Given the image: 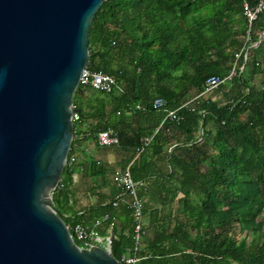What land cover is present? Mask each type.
<instances>
[{"label": "trees", "instance_id": "1", "mask_svg": "<svg viewBox=\"0 0 264 264\" xmlns=\"http://www.w3.org/2000/svg\"><path fill=\"white\" fill-rule=\"evenodd\" d=\"M247 25L243 0H103L94 15L88 67L114 75L123 87L106 93L80 85L73 96L80 115L74 130L86 127L93 137L111 127L121 142L125 124H136V137L120 144L130 154L122 167L130 164L144 203L137 264H264V35L251 46ZM262 31L264 11L251 24L252 43ZM245 45L240 72L243 56L234 57ZM233 67L231 80L210 90L218 89L223 100L184 105L191 91H206L209 77H224ZM257 75L262 87L252 84ZM156 97L182 119L152 108ZM75 136L51 194L53 206L68 225H90L108 214L98 232L111 228V255L119 259L134 245L132 209L112 205L117 189L95 161L91 176L105 191L96 193V203L77 206L73 175L79 165L69 163ZM160 162L166 173L158 172Z\"/></svg>", "mask_w": 264, "mask_h": 264}, {"label": "water", "instance_id": "2", "mask_svg": "<svg viewBox=\"0 0 264 264\" xmlns=\"http://www.w3.org/2000/svg\"><path fill=\"white\" fill-rule=\"evenodd\" d=\"M102 2L0 0V264H120L103 247L81 249L51 196Z\"/></svg>", "mask_w": 264, "mask_h": 264}, {"label": "built area", "instance_id": "3", "mask_svg": "<svg viewBox=\"0 0 264 264\" xmlns=\"http://www.w3.org/2000/svg\"><path fill=\"white\" fill-rule=\"evenodd\" d=\"M264 11V0H258L254 4H250L248 0H243V14L245 16L247 27H246V42H250L252 45V36H251V24L254 20L257 19L258 15ZM264 31H262L259 35L263 37ZM254 43V42H253ZM242 54L243 58L247 59L248 47L245 45L241 47V49L235 53L234 62ZM257 64V63H256ZM264 64V61H261V65ZM235 74L234 67L228 73V75L224 77L211 76L206 81V91L217 88L220 85L227 84L232 76ZM90 86L91 88L101 91V92H112L115 90H122V83L114 76L108 73H104L101 71L91 70L87 65L81 71L79 77V86ZM152 108L154 109H166L165 118L173 121H180L182 116L178 113V109H167L166 108V100L162 97H156L152 100ZM140 108V105H137ZM72 121H73V136L74 133L75 138L78 140L85 139L88 136L87 132L83 130H74V125L76 122L80 121V115L78 111L75 109L74 105H72ZM77 133V134H76ZM95 141L100 147H107L116 145L119 143L118 133L111 127H108L103 130H99L95 135ZM73 139V138H72ZM76 161V155L72 154L69 163H73ZM112 183L115 185L117 189V194L115 198L112 200V205L116 206L120 202H124L128 204V206L132 209L133 217L135 223L133 225V238L134 245L133 248L126 253H123L119 259L120 264H137L140 260L139 251L141 247V239L143 233L144 226V203L138 194V185L139 182L135 181L132 178V174L130 171V164H127L124 168H118L112 175ZM109 215L105 214L102 217L95 219L90 225L83 224H74L68 225L67 227L71 233L73 240H77L81 245H78L82 248H92L94 246H100L106 249L108 253L111 254V242H112V233L111 228L108 229V233L106 235H101L98 232L99 227L102 223L108 220Z\"/></svg>", "mask_w": 264, "mask_h": 264}, {"label": "crops", "instance_id": "4", "mask_svg": "<svg viewBox=\"0 0 264 264\" xmlns=\"http://www.w3.org/2000/svg\"><path fill=\"white\" fill-rule=\"evenodd\" d=\"M190 97L185 102V106H191L192 102L198 101L200 98H208V92L205 91L202 94L194 95V91H191ZM193 94V95H192ZM215 101H220V95H213L210 97ZM136 124L131 121L130 125L125 124V130L121 134V142L129 138L130 140L135 138ZM81 130L88 133L87 138L78 140L77 144L74 146V153L76 155V161L79 166H77L76 172L74 173V189H75V200L78 207H83L85 205L96 203V193L100 191H105V189L100 188L101 179L93 178L91 175V164L90 161H95L103 168L107 173V180L112 183V175L118 169L121 168L126 159L129 157L127 150L121 147V142L118 144L100 147L95 141V137H89V131L86 127H82ZM197 135H199V140H201L202 126L198 127ZM178 142L176 145H180ZM174 144V146H176ZM172 148V147H170ZM170 148H168L170 150ZM158 170L162 173L167 172V167L164 162H160L156 165ZM140 183V182H139ZM113 185V184H112ZM85 193V194H84ZM83 195V197H82ZM95 199L94 202L86 203L85 199ZM84 200V201H83Z\"/></svg>", "mask_w": 264, "mask_h": 264}, {"label": "rangeland", "instance_id": "5", "mask_svg": "<svg viewBox=\"0 0 264 264\" xmlns=\"http://www.w3.org/2000/svg\"><path fill=\"white\" fill-rule=\"evenodd\" d=\"M260 39V38H259ZM259 39H258V41H256V42H254V43H252V45L253 46H256L258 43H259ZM249 61L251 62L252 61V56L250 55V53H249ZM261 75H257V76H255V78H254V80H253V86H255V87H262L263 85H261V83H260V81H261ZM227 86V85H226ZM226 89V87H223V89H222V91L223 90H225ZM208 92V95L211 97V96H213V95H220V99L221 100H223V95L221 94V92H219V90L218 89H216V90H213V91H207ZM85 194V193H84ZM82 197H83V195H82ZM84 198V197H83ZM86 200V203H90V202H94L95 201V199H85ZM84 201V200H83ZM175 206H176V204H174ZM172 206V208L174 209L175 208V206ZM262 217L264 218V211H263V213H262ZM150 235V234H149ZM241 236H244V233H242L241 234Z\"/></svg>", "mask_w": 264, "mask_h": 264}]
</instances>
